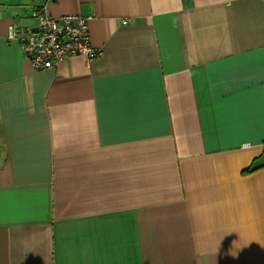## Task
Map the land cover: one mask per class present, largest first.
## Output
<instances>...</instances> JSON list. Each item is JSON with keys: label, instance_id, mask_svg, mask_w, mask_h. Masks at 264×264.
<instances>
[{"label": "crops", "instance_id": "1", "mask_svg": "<svg viewBox=\"0 0 264 264\" xmlns=\"http://www.w3.org/2000/svg\"><path fill=\"white\" fill-rule=\"evenodd\" d=\"M45 5L103 54L36 69ZM0 264H264V0H0Z\"/></svg>", "mask_w": 264, "mask_h": 264}, {"label": "built area", "instance_id": "2", "mask_svg": "<svg viewBox=\"0 0 264 264\" xmlns=\"http://www.w3.org/2000/svg\"><path fill=\"white\" fill-rule=\"evenodd\" d=\"M32 16L38 20L36 26H20L13 21L7 38L20 43L36 69L56 68L76 55L85 56L90 63L103 54L91 41L89 17L80 13L56 17L47 5L34 9Z\"/></svg>", "mask_w": 264, "mask_h": 264}]
</instances>
